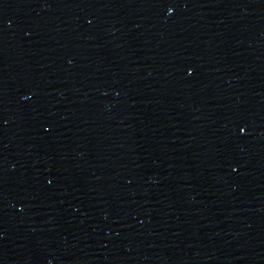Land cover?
Masks as SVG:
<instances>
[{"label": "water", "instance_id": "1", "mask_svg": "<svg viewBox=\"0 0 264 264\" xmlns=\"http://www.w3.org/2000/svg\"><path fill=\"white\" fill-rule=\"evenodd\" d=\"M0 264H264V0H0Z\"/></svg>", "mask_w": 264, "mask_h": 264}, {"label": "snow or ice", "instance_id": "2", "mask_svg": "<svg viewBox=\"0 0 264 264\" xmlns=\"http://www.w3.org/2000/svg\"><path fill=\"white\" fill-rule=\"evenodd\" d=\"M168 11H169V12H171V11H172V9H171V8H169V9H168ZM189 72H191V69H189ZM240 131H241V132H244V131H245V129H244V128H241V129H240Z\"/></svg>", "mask_w": 264, "mask_h": 264}]
</instances>
